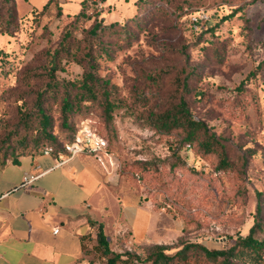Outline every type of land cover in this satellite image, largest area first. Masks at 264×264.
Returning a JSON list of instances; mask_svg holds the SVG:
<instances>
[{
    "label": "rangeland",
    "instance_id": "1",
    "mask_svg": "<svg viewBox=\"0 0 264 264\" xmlns=\"http://www.w3.org/2000/svg\"><path fill=\"white\" fill-rule=\"evenodd\" d=\"M85 1L56 0L45 7L47 0H14V31L0 34V142L9 137L5 143L13 144L19 137L18 117L34 108L47 80V53L66 38L70 52L56 76L78 80L82 54L92 42L97 73L113 85L119 106L105 122L92 103L75 112L70 126L85 119L97 125L121 180L179 223L159 243L165 252L174 253L184 242L227 248L257 220L264 223V0H88L86 12L76 18ZM200 10L208 19L195 30L187 14ZM95 22L101 23L95 32L100 43L90 31ZM187 74L185 93L178 79ZM181 93L192 115L220 138L230 170H216L214 156L149 122L148 115ZM61 96L44 100L60 144L70 135L61 127ZM144 246L130 250L143 257ZM110 247L126 250L118 241ZM86 254L85 264H106L99 252L89 248Z\"/></svg>",
    "mask_w": 264,
    "mask_h": 264
},
{
    "label": "crops",
    "instance_id": "2",
    "mask_svg": "<svg viewBox=\"0 0 264 264\" xmlns=\"http://www.w3.org/2000/svg\"><path fill=\"white\" fill-rule=\"evenodd\" d=\"M24 174L38 177L22 184ZM90 220L102 223L110 246L126 249L162 243L179 228L90 154L60 162L39 152L0 163V264H85L96 244Z\"/></svg>",
    "mask_w": 264,
    "mask_h": 264
},
{
    "label": "trees",
    "instance_id": "3",
    "mask_svg": "<svg viewBox=\"0 0 264 264\" xmlns=\"http://www.w3.org/2000/svg\"><path fill=\"white\" fill-rule=\"evenodd\" d=\"M56 0H47L48 4ZM88 0L81 3L79 11L75 14L78 18L86 12ZM58 10L61 7L57 5ZM5 17L0 21V34L12 33L14 31V22L16 19V10L14 0H5L3 3ZM194 12L187 14L189 15ZM101 23L95 22L92 25V37L100 43L99 35H96V29ZM124 27V25H122ZM122 34L128 35L126 28H123ZM63 38L50 52H48V62L46 66V82L39 91L36 92L34 108L29 112H21L18 117L19 137L12 144L5 143L9 137H5L0 142V163H4L8 157L16 160V157L22 154H36L46 146L54 148V154L62 151L61 144L56 140L55 135L50 130V119L44 108V100L50 94L61 92V127L69 129L70 140L76 131L71 128V117L75 112L87 108L92 103H97L100 107L105 122H110L113 111L119 106L113 94V85L107 78H102L97 73V63L91 45L83 52L80 64L83 67L82 76L78 80L59 81L56 71L60 69V61L65 58V53L70 52V42H65ZM189 74L178 79L179 87L186 93L188 89ZM149 122L154 128L162 134L172 135L178 133L180 141L186 145H197L199 151L206 157H215V169L218 171H228L231 167L224 145L220 138L211 132L206 123L195 118L189 108L188 100L184 93H181L177 100L163 108L155 115H148ZM96 131L103 136L95 125ZM104 137V136H103ZM105 138V137H104ZM106 139V138H105ZM48 141L44 144L41 142ZM108 141V140H107ZM143 166L148 163H141ZM261 207L258 205L257 214H260ZM91 225H97L96 244L93 246L94 252H99L106 264H264V238L259 236L264 231V223L257 220L244 236H237L234 243L227 248L209 249L198 242H184L182 246L174 253L165 252L166 245L151 244L145 245L144 256L132 252L130 249L115 252L110 248L107 235L103 231L101 222L89 221ZM143 247V248H144Z\"/></svg>",
    "mask_w": 264,
    "mask_h": 264
},
{
    "label": "built area",
    "instance_id": "4",
    "mask_svg": "<svg viewBox=\"0 0 264 264\" xmlns=\"http://www.w3.org/2000/svg\"><path fill=\"white\" fill-rule=\"evenodd\" d=\"M208 19V15L203 11H196L189 15V21L195 30L200 27L202 22ZM62 151L57 153L60 162H65L70 157L77 154H90L96 161L109 171L116 170V162L113 153L108 148V141L101 136L90 119L80 121L77 125L74 136L61 144ZM44 154H54L52 146H46L41 150ZM38 175L24 174L22 184L31 183ZM59 226L53 228V233H57Z\"/></svg>",
    "mask_w": 264,
    "mask_h": 264
}]
</instances>
